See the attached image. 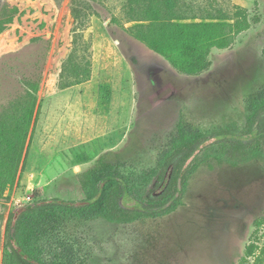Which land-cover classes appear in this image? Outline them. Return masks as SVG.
<instances>
[{"label":"rangeland","instance_id":"374dc122","mask_svg":"<svg viewBox=\"0 0 264 264\" xmlns=\"http://www.w3.org/2000/svg\"><path fill=\"white\" fill-rule=\"evenodd\" d=\"M128 1L0 0V13L5 3L19 10L0 34V118L25 102L32 83L38 85L18 181L0 196V264H17L13 211L39 200L82 201L87 195L79 176L101 159L152 188L158 177L150 174L179 122L192 133L242 130L264 93V0H180L198 17L219 8L231 14L238 4L251 20L259 18L231 47L214 49L212 67L194 76L127 31L133 24ZM75 48L79 60L92 62V78L62 89ZM209 162L189 177L168 214L130 223L60 222L38 239L36 251L48 263L240 264L257 222L264 228L263 166ZM132 192L123 204H135Z\"/></svg>","mask_w":264,"mask_h":264},{"label":"trees","instance_id":"16d2710c","mask_svg":"<svg viewBox=\"0 0 264 264\" xmlns=\"http://www.w3.org/2000/svg\"><path fill=\"white\" fill-rule=\"evenodd\" d=\"M179 2L129 0L128 22L133 24L127 31L187 75H199L210 69L213 50L231 47L240 33L249 30L252 22L259 20L257 16L251 20L248 9L238 4L231 14L219 8L216 13L207 12L198 17L191 4L183 7ZM2 8L0 34L19 14L18 8L10 4L5 3ZM74 42L78 44L79 39ZM77 52L75 48L66 61L63 75L71 72V77L60 84L62 89L86 83L92 78V62L79 60ZM132 59L136 61L135 56ZM31 85L25 102L6 111V115L0 118V196L17 183L26 142L32 139L30 133L38 85L35 82ZM260 95L251 106L242 130L220 127L192 133L179 122L170 149L150 174L151 178L158 177L152 188L144 184L148 180H127L119 165L101 159L79 176L87 195L82 201L39 200L13 211L9 217L10 237L17 245H11L17 264H64L43 261L35 247L38 239L60 222L104 218L110 222L130 223L168 214L179 204L178 193L183 192L189 177L211 159L234 166L259 162L264 170V93ZM84 157L88 159L87 155ZM131 190L135 204L125 205L121 198ZM170 201L173 203L168 206ZM262 223L257 222V229L240 264H264Z\"/></svg>","mask_w":264,"mask_h":264}]
</instances>
